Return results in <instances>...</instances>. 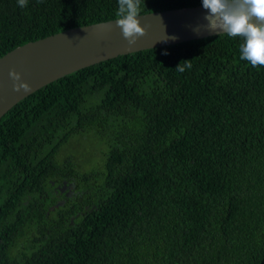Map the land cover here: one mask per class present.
<instances>
[{"label":"trees","instance_id":"trees-1","mask_svg":"<svg viewBox=\"0 0 264 264\" xmlns=\"http://www.w3.org/2000/svg\"><path fill=\"white\" fill-rule=\"evenodd\" d=\"M199 5L141 0L140 14ZM117 9L0 0V58ZM243 43L221 34L120 56L7 112L0 264H264V66L240 59Z\"/></svg>","mask_w":264,"mask_h":264},{"label":"water","instance_id":"water-1","mask_svg":"<svg viewBox=\"0 0 264 264\" xmlns=\"http://www.w3.org/2000/svg\"><path fill=\"white\" fill-rule=\"evenodd\" d=\"M205 15L202 5L140 15L138 20L146 31L131 46L111 20L72 28L14 49L0 58V119L31 94L82 69L120 56L225 34L210 32ZM166 35L176 39L165 42ZM13 69L31 86L30 92L12 90L9 71Z\"/></svg>","mask_w":264,"mask_h":264},{"label":"clouds","instance_id":"clouds-1","mask_svg":"<svg viewBox=\"0 0 264 264\" xmlns=\"http://www.w3.org/2000/svg\"><path fill=\"white\" fill-rule=\"evenodd\" d=\"M17 3L24 8L28 0H17ZM202 6L207 10L204 19L210 32L244 37V43L240 46V59L248 61L253 67L264 66V0H202ZM140 7L141 0H118L115 23L130 46L135 45L146 31L138 20ZM166 37L163 40L165 42L176 39ZM190 61H181L176 70L183 73L186 68H191ZM9 77L14 92L31 91V86L14 69L9 71Z\"/></svg>","mask_w":264,"mask_h":264},{"label":"rangeland","instance_id":"rangeland-1","mask_svg":"<svg viewBox=\"0 0 264 264\" xmlns=\"http://www.w3.org/2000/svg\"><path fill=\"white\" fill-rule=\"evenodd\" d=\"M85 146V144L83 145V147ZM77 148V147H76ZM81 149L79 148L78 149V151L77 152H79ZM72 155H73V157L75 158V160H80L79 159V156H80V152L79 153H73L72 152ZM89 156V154L88 155H86V154H83V158L85 159L86 157H88Z\"/></svg>","mask_w":264,"mask_h":264}]
</instances>
